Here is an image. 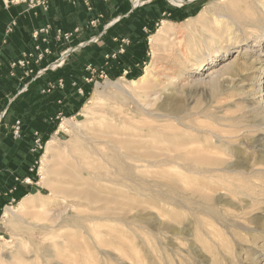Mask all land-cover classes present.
<instances>
[{"label": "rangeland", "instance_id": "374dc122", "mask_svg": "<svg viewBox=\"0 0 264 264\" xmlns=\"http://www.w3.org/2000/svg\"><path fill=\"white\" fill-rule=\"evenodd\" d=\"M174 1L176 6L171 5L170 13L160 16L155 23L151 20L146 30H142V33L145 32L147 52V57L142 60L144 63L136 55L135 61L140 66H132L131 70L127 68L126 72L112 73L110 70L103 74L97 73L93 66L94 80L83 90L84 94L77 90L70 94L67 90L71 107L59 104L60 109L55 110L42 134L43 138L50 135L48 141H55L45 166L47 173L44 175L41 170L46 142L35 167L36 180L31 177L32 182L26 183L27 188L22 192L26 195L22 200L1 210L0 253L50 250L55 252L57 258H49V264H264V233L253 231L256 224L261 226L264 222V164H261L264 157L260 156L264 155V126H259L260 123L264 124V108H259L257 115L250 113L239 94L233 92L231 83L236 68L244 61V46H231L229 54H217L213 63L207 59L197 69L199 73H195L200 55L213 38L216 42L220 40L225 28L233 26L234 18L244 15L248 19L253 15V10L244 5L247 0ZM154 3L148 2L137 9L145 11L143 16H151L153 11L150 7ZM182 9V13L173 16ZM150 29L154 32L148 37ZM139 30L140 27L136 25V33ZM102 46L106 49L109 47L107 43ZM260 57L262 61H255V68L264 69V53ZM151 63L155 66L151 85L156 90H145L143 86H138L139 101L149 103L153 98L148 97L150 94L165 92L170 96L168 100L162 94L156 104V109L164 106L161 114L192 108L195 114L193 126L197 129L205 126L202 128L216 131L220 139L233 144V156L227 151L229 146L223 148L209 135L205 137V143L195 139L196 147L209 155L221 157L223 163L239 159L241 150L249 166L260 169L257 175L247 177L249 188H253L260 205L253 215L258 221L256 224L241 213V207L247 205L250 198L225 192L223 185H227L228 181L216 184L212 179L201 176L190 181L184 175L182 166L169 164L164 159V154H174V151L185 153L183 144L186 140L182 139V134H185L182 126L174 123L169 127L170 123L162 120V124L158 122L162 131L152 133L151 141L138 143L128 137L146 135V132L142 134L140 130L122 123L124 119L132 117L134 124H144L138 107L130 100L123 102L115 90L105 92L102 86L119 79L137 80ZM125 64L129 66V62ZM216 73L220 75L219 82L223 88L210 83V76ZM98 90L104 93L92 107L94 113H82L84 105L98 96ZM260 96L257 94L255 97ZM218 116L225 120H220ZM100 118L104 123H99ZM65 120L87 126L91 131L113 134L112 139L121 144L126 152L130 150L145 156L148 150H152L161 166L138 169L142 178L124 184H109L92 178L81 157L73 158L79 143L74 141L72 127H61ZM55 127L57 130L53 131ZM181 164L184 161L181 160ZM34 173L31 172V176ZM220 175L234 178L224 172ZM193 186L195 195L189 191ZM64 189L78 191L84 199L77 204L66 201L59 192ZM220 192L227 193L228 199L238 203V206L227 208V218L216 223L203 211H198L200 207L195 203L201 205L204 196L216 197ZM26 197L29 201L21 211L23 220L11 226L3 216L6 208H17ZM138 216L153 221L148 225L143 224L137 221ZM158 218L162 220L161 228L154 222ZM209 222L213 223V229L208 227ZM173 229L182 230L183 234L173 235Z\"/></svg>", "mask_w": 264, "mask_h": 264}, {"label": "crops", "instance_id": "0c3cea01", "mask_svg": "<svg viewBox=\"0 0 264 264\" xmlns=\"http://www.w3.org/2000/svg\"><path fill=\"white\" fill-rule=\"evenodd\" d=\"M169 1L155 2L150 7L151 16H143L145 11L134 10L130 0H0V213L27 188L26 179L31 180V170L38 164L34 134L40 132L42 137L51 116L60 109L59 104L71 107L68 91L71 94L89 87L86 80L91 78L89 69L93 66L99 74L110 70L126 72L127 68L140 66L136 55L141 61L147 57L142 30L151 20L155 23L160 16L170 13ZM182 11L177 10L173 16ZM136 25L140 27L137 33ZM47 27V36L33 38L34 33ZM57 29L78 32L72 41L64 42L55 39ZM45 37L48 43L42 42ZM105 43L108 49L102 46ZM37 45L49 47L52 54L38 61L34 53ZM121 47L123 54L118 53ZM67 50L71 53L64 65L51 71L49 66ZM25 53L34 54L30 66L13 68L12 64L23 60ZM59 80L64 81L63 88L43 92ZM16 121L21 123L18 136L13 128Z\"/></svg>", "mask_w": 264, "mask_h": 264}, {"label": "bare ground", "instance_id": "6f19581e", "mask_svg": "<svg viewBox=\"0 0 264 264\" xmlns=\"http://www.w3.org/2000/svg\"><path fill=\"white\" fill-rule=\"evenodd\" d=\"M244 5H246L247 8H251L253 10V15L248 17V19H246L244 15L236 19L234 18L232 20L234 23L233 26L225 28L223 36L220 40L216 42L214 37L211 43L207 45V51L205 50V52L200 55V59L196 64L197 68L195 73H199V70L197 69L207 59V61H211L213 63L217 54H220L221 52H225L226 55L229 54L231 46L236 48L244 46L243 51L245 52L242 56L244 61L239 68H236V73L233 74L231 78V83H233L232 90L233 92H236L237 95L239 94L238 96H240V100L247 105V107L250 109V113L257 115L259 108H264V69L255 68V61L261 62L262 59L260 55L264 53V50L262 49L264 46V0H247ZM220 21L221 20L218 22ZM165 23H168V21ZM213 35L214 34H212V36ZM153 37L154 36H152V38ZM249 57L252 58V61H249ZM154 70V63H151L146 68L144 75H142L137 80L124 81L119 79L117 81H109V83H107L105 86H102L105 92L115 90V92L119 94L118 97L121 98L123 102L130 100L136 105V107H138L139 114L145 123L138 126L133 123L135 119L132 117L124 119L122 123L134 128L135 130H140L142 134H145L146 132V135L128 137H130V140L132 139L138 143L151 141L153 139L151 136L152 133L162 131L159 126L160 123L162 124V120L170 123L169 127H172V125L174 126V123H176L178 127L182 126V132L185 133L182 134V139L186 140V143L184 142L183 144V148L186 150L185 153L178 154L174 151V154H172L173 152L170 154H164V159L168 160L169 164L171 163L172 165H176L178 167L182 166L185 172L184 175L187 176L190 181L194 178H199V176L204 179H212V181L216 184H221L220 181H228L229 183L227 185H223V190L225 192L232 194H243L250 198V200H247V205H243L241 207V210H243L241 213L243 217L249 216L251 221L256 224L258 221L254 218L255 216L253 217V215L256 214L255 212L258 209H260V205L254 196L255 192L253 188H249L247 177L252 174L257 175L260 169H255L254 165L250 167L249 163H247V159L242 157L241 150H239V159H235L234 161L228 163H223L221 157L217 155L216 157L209 155L208 153L201 151L202 149L200 147H196V141H194L195 139L197 141L199 140V143H205V137L209 135L212 139H215L217 142L221 143L223 148L229 146L230 148L227 149V151L231 156H233L232 143L222 140V138L220 139L221 136L216 131L214 132L211 129H204L205 126H202L204 128L201 127L198 129L193 126L192 118L195 116V114L192 113V108H186L180 111L174 110L168 115L161 114L164 106L156 109V104L159 100H161L162 94L165 95L164 99L168 100L170 96L165 92L161 94L159 91H157L154 94H150L148 97L153 98L149 103H142L141 100L140 102L137 91L138 86H143V89L145 90H148V88L156 90L154 89V85H151V79L153 77ZM219 78V73L214 75L212 74L210 76V83H215L217 84V87L223 88L220 85ZM224 88L226 87L224 86ZM188 92L189 91L187 90V93ZM102 93L104 92H100L98 90V96L92 98L84 105L82 113H94L92 107L97 101L101 99ZM257 94H260L261 96L255 97ZM123 105L126 106L125 103H123ZM228 107L230 108L231 106ZM255 107H257V110ZM208 114L209 113L206 115L209 116ZM217 115L218 113L214 116ZM218 118L220 120H225L220 116H218ZM101 119L102 118L99 119V123H104L103 121H100ZM64 125L72 127L75 135L74 141L77 140L79 143V145L75 148L73 158L75 159L81 157V160L83 161V164L86 165L85 168L89 171L91 177L99 181L109 184H124L126 181L140 180V178H142L139 175L138 169L161 166L152 150H148L145 153V156H139L137 153H134L130 150L127 152L124 151L121 144L118 145L116 140L112 139L114 136L113 134L107 135L105 133L96 132L93 130L91 131L87 126L80 124L78 125L77 122L73 124L71 120H65V122L61 124V127H64ZM259 126L262 127L264 124L260 123ZM257 141L259 142V140ZM54 142L55 141L52 140L46 143L47 148L41 159V170L44 172V175L47 173V171L45 172V166H47L49 157L53 152L52 146ZM258 146L260 145L258 144ZM54 156L55 155L53 154V157ZM260 156L264 157V155L261 154ZM181 160L184 161L183 165H180ZM261 164H264V160L261 161ZM249 170L250 172H248ZM221 172H224L228 175L230 174L231 176H234V178L222 176L220 175ZM236 178L240 180H238V182L231 181V179L235 180ZM189 191L192 195L196 194L194 186L190 187ZM59 192H61V195H63L66 201H73L72 203L74 204H77L79 200L84 199V197H81V193L78 191L73 192L64 189ZM225 192L218 193L216 197H211L209 195L204 196L201 205L195 203L196 206L200 207L198 211H203L216 223H220V221L222 222L225 220L227 218V208L234 209L238 206V203L228 199V194ZM28 201L29 198L26 197L17 208H6L3 216L8 219L11 226L23 220L24 217L21 215V211L24 209ZM187 207L191 211H194L189 206ZM78 219H80V217ZM151 220L153 221L151 218L144 219L141 216L137 217L138 222L147 225L150 224ZM161 221L162 220L159 221V218L154 220V222L158 224V228H161L162 226L160 223ZM260 225L261 226H258V224H256V228H254L253 231L255 230L258 233H264V222ZM208 227L213 229V223L209 222ZM171 233L173 235H180L183 234V231L173 229L171 230ZM190 234L188 235L190 236ZM49 258L55 260L57 258L55 252L43 250L13 252L12 254L0 253V264H49V261H51Z\"/></svg>", "mask_w": 264, "mask_h": 264}, {"label": "built area", "instance_id": "2783aa9c", "mask_svg": "<svg viewBox=\"0 0 264 264\" xmlns=\"http://www.w3.org/2000/svg\"><path fill=\"white\" fill-rule=\"evenodd\" d=\"M130 1H132V0H130ZM139 1H141V2H139ZM157 1H159V0H134V1H132V3H133V7H134V9H137L138 7H142L144 4H146V3H148V2L151 3V2H157ZM177 1H180V0H177ZM169 2H170L172 5L176 6V5H175V1L170 0ZM49 32H50V27H47V28H45V29H42V30L37 31L36 33H34L33 38H34L35 40H37L38 38H40V35H41V34H45V35L47 36V35L49 34ZM77 32H78L77 29L74 30V31H72V32H66V31H64V30H62V29H57V30L55 31V39H57L58 41L70 42V41H72V39H73V38H72L73 35H74L75 33H77ZM42 42H43V43H48V39H46V37H45V38H42ZM34 50H35L34 53L37 54V59H38V61H42V60H44V59L46 58L45 56H49V55L52 54V50H51L49 47L42 48L41 45H37V47H35ZM69 53H71V50H67V51L63 52V53L61 54V57H60L58 60H56L53 64H51V65L49 66V69H50L51 71H54V72H55V70L61 68V67L64 65L65 59H66L67 57H69V56H68ZM118 53L123 54V53H124V47H121ZM112 56H113V57H116L115 54H112ZM24 57H25V58H24L23 60H20L19 62L12 64V67H13V68H16V67H20V66H22V67L30 66V64H31V60H32L33 58H35L33 53H25V54H24ZM107 59H110V56H108ZM89 71H90V73L92 74V76H91L90 79H87V80H86V83H88V84H89L91 81L94 80V73H93V71L91 70V68L89 69ZM41 72H42V71H39V73H41ZM56 87L63 88V87H64V81H63V80H59V82H58V84H57L56 86H55V85H50V86L48 87V89L45 90V91H43V92H45V93H51L52 91L56 90ZM78 92H79L80 94H84V91H83L82 88H79V89H78ZM20 127H21V123H20V121H16V122H15V126H14L13 128H14V132H15V134H16L17 136L20 135V133H21V128H20ZM34 135H35V137H36L35 145H37V150L40 152V150H44V146H45V145H44L43 140H42V138H41L40 132H36ZM37 165H38V164H37ZM31 172H34V169H32ZM31 182H32V181H31L30 179H26V183H27V184H29V183H31ZM0 196H1V193H0ZM14 202H16V201H14Z\"/></svg>", "mask_w": 264, "mask_h": 264}, {"label": "trees", "instance_id": "16d2710c", "mask_svg": "<svg viewBox=\"0 0 264 264\" xmlns=\"http://www.w3.org/2000/svg\"><path fill=\"white\" fill-rule=\"evenodd\" d=\"M153 32H154V30L153 29H150L149 30V34L147 35L148 37H150V35L151 34H153ZM56 128V127H55ZM57 130V128L56 129H53V131H56ZM49 138H50V135H48V137L46 136V137H44V139H42L43 140V143L45 144L46 142H48V140H49ZM43 151L44 150H40V152L38 153V155H37V158H36V162L38 163L39 162V160H40V157H41V155L43 154ZM37 167V166H36ZM34 174L31 176L34 180H36V178H37V176H36V174H37V168H35V170H34ZM18 190V189H17ZM26 195V193H24V194H18L17 196H16V202L18 201H20V200H22V198L24 197Z\"/></svg>", "mask_w": 264, "mask_h": 264}]
</instances>
